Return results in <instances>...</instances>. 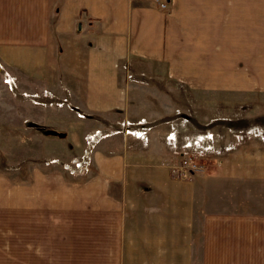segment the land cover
Returning <instances> with one entry per match:
<instances>
[{"label":"crops","instance_id":"1","mask_svg":"<svg viewBox=\"0 0 264 264\" xmlns=\"http://www.w3.org/2000/svg\"><path fill=\"white\" fill-rule=\"evenodd\" d=\"M155 1L0 0V264H264V141L173 180L163 89L264 106V0Z\"/></svg>","mask_w":264,"mask_h":264},{"label":"rangeland","instance_id":"2","mask_svg":"<svg viewBox=\"0 0 264 264\" xmlns=\"http://www.w3.org/2000/svg\"><path fill=\"white\" fill-rule=\"evenodd\" d=\"M130 77L133 76L130 75ZM141 77L145 78V76ZM168 84L169 83L165 77V88H163L165 89V111L170 112L169 115H165V129L174 134L177 143L181 142L183 135L195 137L201 133H209L212 140L207 141L204 139L202 141L203 145L207 144L209 146L207 153L200 158L203 167L208 162H212L210 157L218 158L224 153H230L233 149L246 141L252 139L264 141V106H251L248 111H246L245 108L242 110L231 109L226 113L227 117L225 118V122L212 120V118L199 120L194 117L192 92L187 88ZM175 116H180V118L176 119ZM181 120L184 121V123H180ZM119 125L120 124L116 123V127ZM151 125V122L145 124L146 127ZM88 136L89 135L85 137L84 144L87 141H92L93 138L94 140H97L95 137L98 135H94L92 138H89ZM43 141H47V139L43 137ZM54 141L55 144H50L51 140L49 139L48 144H50L49 146L51 150L49 151V148L43 150V157H46L48 154H53L57 157L56 159L58 161L67 160L69 156H67L68 150L64 148L65 143L58 139ZM166 147L169 150L171 162H175L176 154L172 150L173 148L168 145H166ZM0 153H2V151H0ZM4 154L9 156H6V161L4 162H9L10 165H13V163L16 162V154H11L10 152L8 153L5 151ZM78 160L79 161H75L69 166H64V169L67 170L69 174H77L82 171V168L85 170L88 166L87 162L82 163V157H79Z\"/></svg>","mask_w":264,"mask_h":264},{"label":"built area","instance_id":"3","mask_svg":"<svg viewBox=\"0 0 264 264\" xmlns=\"http://www.w3.org/2000/svg\"><path fill=\"white\" fill-rule=\"evenodd\" d=\"M155 3L160 10L166 9L165 2L156 0ZM4 75L6 74L4 73ZM3 82L10 88L13 80L12 78H7V76H5ZM56 105L58 106V104ZM180 123H184V121L181 120ZM119 127L125 128L124 131L128 135H133L141 140H144L146 138V132L149 130V127H146L145 123L142 121L135 124L120 123ZM130 127H133V129H128ZM204 139L208 141L212 140V137L209 134H198V136L195 137L183 135L181 138V142L177 143L176 138L172 132L166 134L165 143L166 145L173 148L172 150L176 154V163L169 167V174L173 180H190L194 175L202 172L203 165L200 162V158H202L209 149V146L207 144H202V141Z\"/></svg>","mask_w":264,"mask_h":264}]
</instances>
